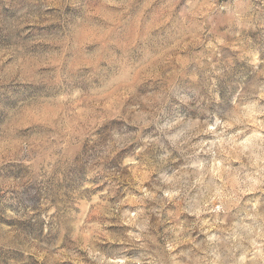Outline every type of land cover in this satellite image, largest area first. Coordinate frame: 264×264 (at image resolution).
Returning a JSON list of instances; mask_svg holds the SVG:
<instances>
[{"label":"rangeland","instance_id":"obj_1","mask_svg":"<svg viewBox=\"0 0 264 264\" xmlns=\"http://www.w3.org/2000/svg\"><path fill=\"white\" fill-rule=\"evenodd\" d=\"M0 264H264V0H0Z\"/></svg>","mask_w":264,"mask_h":264}]
</instances>
